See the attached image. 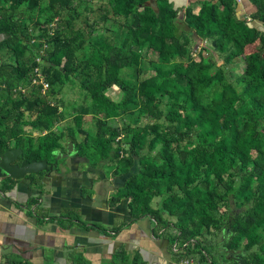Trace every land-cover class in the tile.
<instances>
[{
    "label": "trees",
    "instance_id": "trees-1",
    "mask_svg": "<svg viewBox=\"0 0 264 264\" xmlns=\"http://www.w3.org/2000/svg\"><path fill=\"white\" fill-rule=\"evenodd\" d=\"M195 1L198 12L188 7L181 15L182 8L174 7L168 0H108L110 13L124 21L115 26L112 43L101 41L98 46L88 47L77 43L80 33L71 30L79 17L68 9L72 0H0L2 151L21 149L27 161L48 163L54 162L57 153L64 154L69 144L64 147V132L54 129L60 112L46 97H54L69 84L78 85L93 102L103 106V119L127 116L137 121L142 114L151 120L164 117L168 123L165 132L158 133L153 125H125L113 129L112 135L103 136L82 127L88 110L73 113L70 156L101 164L105 178L117 167L122 174L130 173L144 158L143 148L152 132L158 135L150 146L164 145L165 153L156 150L152 169L138 168L132 172L108 199L111 208L122 199L127 200L126 222L108 228L86 222L66 210L59 216H45L36 207L37 199H28L24 205L26 215L39 226L62 220L69 226L116 238L131 224L149 218L157 229L177 231L168 238L171 246H178L176 252L171 249L173 264L190 255L199 256L198 264H224L209 261L213 247L202 241V235L209 230L223 234L222 247L230 253L225 261L264 264V29L252 28L239 17L237 0ZM241 2L251 22L264 27V0ZM26 12L33 13L35 33L29 31V20L16 23ZM56 18L58 23L51 29L49 25ZM101 19L109 23L105 16ZM255 39L258 48L246 55V48ZM211 40L226 47L222 65L196 62L192 57L193 45ZM142 51L146 56H155L146 61L152 75L140 80L138 70L137 75L124 76L121 64L129 61L133 53ZM24 54L30 57L28 64L18 60ZM77 54L86 58L79 60ZM38 57L49 85L45 94L39 85H31ZM183 60L186 67L179 72L173 65ZM240 63L243 69L235 73L231 67ZM111 87L129 95L114 101L107 94ZM18 88L24 89V93L14 91ZM229 88L233 97L226 94ZM24 126L41 135L26 136ZM191 133L195 139L190 138ZM118 137L126 138L125 154L115 144ZM185 138L188 139L181 146ZM62 161H58L55 171H59ZM33 177L28 175L26 179ZM10 180L13 185L17 182ZM11 189L0 187L2 193ZM157 198L159 205L153 208ZM163 213L173 221L165 220ZM70 263L93 264L81 254L73 255ZM11 264L29 263L13 259ZM102 264L147 263L138 251H130L127 245L119 243L110 259Z\"/></svg>",
    "mask_w": 264,
    "mask_h": 264
},
{
    "label": "rangeland",
    "instance_id": "rangeland-1",
    "mask_svg": "<svg viewBox=\"0 0 264 264\" xmlns=\"http://www.w3.org/2000/svg\"><path fill=\"white\" fill-rule=\"evenodd\" d=\"M150 1H153V0H150ZM107 2H108V0H72L68 9H70V11L74 10L79 15L77 22H75V24H73L72 28H71L72 31L80 33V36L77 40V43H80V42L84 43L85 45H88V47L90 45L91 46H98V45H100L101 41H106L108 43H112V33H114L113 30H114V28H116L115 26H117L118 24L121 25L123 23L124 19L119 17L117 14L110 13V10L107 9ZM171 4L175 7H179V5H176L174 2H172ZM239 6H238V10L240 9ZM0 10H1V8H0ZM181 15H184V12H181ZM103 16H105V18L109 21V23H105L101 19ZM239 17L243 20H246L248 26H250L252 28L255 27L259 30L264 29L262 24L254 22V21L251 22L249 17H248L249 20H247L246 17H242V16H239ZM33 18H34L33 13L26 12L22 16H19L17 18L18 20L16 23L19 24L21 22V20H26V21L29 20L30 21V22H28L29 23L28 24L29 25V31H32L33 33H35V32H37V29L32 22ZM178 18L182 19V16H180ZM64 21L62 22V25H61L63 27L62 33H64V30H65L64 29L65 28ZM214 42L215 41L211 40V41H208L206 44H204V47L206 49H204L198 56H196L193 59L196 62L202 61L203 63H215L218 66L222 65V63H223L222 57L224 55V52L226 51V47H224L223 45H221L219 43L214 44ZM1 43L2 42H0V44ZM258 44H259L258 40L255 39L253 44L246 48L245 54L248 55L249 53H252L254 50H256L258 48ZM194 46L195 45H193V47ZM189 47L192 48L191 43L189 44ZM77 58L79 60H81V59H84L86 57L83 56V54H77ZM4 59H6V56ZM29 59H30V57L28 56V54H24V56H22L18 60H19V62L24 61V63L28 64ZM154 59H155L154 55L146 56L144 51H142L140 54L133 53L132 58L129 61L125 60V62H123L121 64L123 66V69H122L123 75L125 76L126 74H129V73L134 75V74H136V71L140 70L138 72L139 73L138 74L139 79L143 80L145 78H148L149 76L152 75V72L147 70L148 69L147 68L148 62H146V61H152ZM185 63H186L185 60L177 61V62H174L173 66L177 71L182 72V71H184V68L186 67ZM243 66L244 65L242 63H240L238 65L234 64V66L231 67V69L235 73H240L243 69ZM85 93L86 92L82 91L78 87V85L69 84V85H64V87H62L54 97H51L50 95H47V97H46L47 101L50 104L55 105L59 109L60 115L58 116V121L56 122L54 129L57 132H60V129L64 132V135H65V139L63 141L64 147H66V145H68V144L71 145V143L73 142V140H71V138L74 137V135H73L74 126H73V122H72L71 117L74 115L73 113H76L77 110L81 111L83 109L88 110L89 114H88V116H86L84 118L82 127L85 130L90 131L92 133L99 132L103 136L112 135L113 129H115V128L120 129V128H123L125 125H129V126L135 125L137 127H143L144 125H153V126L157 127L158 133L165 132L167 130L166 124H168V123L166 122L164 117L159 118V119H155V120H151L150 118L145 117L144 115L141 114L140 118L137 121H133L131 118H128L127 116H121L119 118L109 119V120L103 119L101 116L103 106L101 104H97L96 102H93L89 96L85 95ZM107 94L114 101H118L119 99L122 100L124 97H127L129 95V94H123L116 87H111L108 90ZM226 94L228 96L233 97L234 93L229 88L228 90H226ZM162 109L164 111L166 110L165 100H162ZM23 129L25 131L26 136L37 137V136L41 135V133L38 130L31 129L29 126H24ZM157 132H155V133L152 132V134L148 137L146 144L144 145V148H143V154L145 156L143 159H141L138 162V165H135V167L133 168V170L130 173L122 174V172H121L122 169L117 167L114 171H112L110 173L109 178H107V179H109L108 181H106L107 179L106 180L105 179L99 180L98 176L95 174V172H97V169H95V167L101 168V166H100L101 164L97 166L96 164H90L87 160H83V161L81 160V161H77L74 163V165L78 166V169H77V172H73V174H75L79 177L81 171L84 172V171H86V169L91 167V168H93V170L95 172L93 171L89 174L86 173V176L91 179V184H94V187L92 188V189H94V192H96V193L101 192L102 186H105V185H109L110 188L111 187L115 188V189L117 187L120 188L122 186V184L124 183L125 179L129 175H131L132 172L137 170L138 168L143 169L144 171H149L152 169V167H153L152 157L154 156L156 150L160 149L163 152V154L165 153V146L164 145H154L153 147L150 146L153 144L152 143L153 139L156 137V135H158V134H156ZM189 136L191 139H195L194 133H191ZM79 139H81V137H79ZM79 139H77V141H80ZM117 139L119 140V142L118 143L115 142V144H118L121 151L123 152V154H125L124 151L126 150V147H125V139L126 138L125 137H123V138L118 137ZM187 139L188 138H185L180 143V145L181 146L185 145ZM65 153H67V150L65 151ZM253 155H254V153H253ZM67 157H69V156H67ZM66 158H62V159H66ZM62 159H60V161ZM84 161L88 162V163H86V165H85ZM65 163L68 166H70V162L65 161ZM59 165H60V163H59ZM91 168H90V171H91ZM100 168H98L99 171H100ZM55 169H54V173L56 172ZM43 174L41 175V177L38 181L39 183H43V178H44ZM215 174L219 175V172L216 168H215ZM36 177H38V176H36ZM10 179L11 178L4 176V174L1 173L0 187H5V186L13 187L14 185L12 183V180H10ZM229 179H235V178H233L232 176H229ZM7 195H8L7 198H10V196H9L10 193ZM21 199H22L21 204L24 205L25 202H23V200L26 199V194H24ZM97 201H99V200L97 199ZM18 204H20V202ZM158 205H159V199L157 198L154 200L152 207L157 208ZM21 210H23V212L25 214L27 211V208L21 209ZM163 217L167 221H173V218L166 215V214H164ZM32 223L34 225L36 223V221H33ZM158 230H159V232H158ZM158 230H156V232L154 233V239L156 240L155 244H156L157 248L158 247L161 248L163 244L167 245L166 246L167 250H168L167 254L169 255V254H171V249L173 246H171V243H172L171 241L169 242V244L167 243L165 237L167 235L169 237H172L177 233V231L169 228V230H167V232H165V230H163L162 233H160L159 228H158ZM124 234H125V232L123 231L116 238L102 237V235L97 236L98 239L96 240V243H94V244H98V245H96L97 247H100V248L102 247L101 252L99 254L95 253L93 255H90L89 258H86V260L89 263L102 264L104 260L110 259L111 254L117 248V245L119 243L124 244V242H127ZM161 234H163V236H159ZM157 237H158V239H156ZM202 241H203V244H205L206 246L213 247V249L210 250V252L208 254L209 261H216L218 263H224V264H232L231 262L224 260V259L229 258L230 253H227L225 251V249L222 247V243H223L222 242L223 241V234L222 233H216L213 230H209L208 232H205L202 235ZM133 245L128 244L127 247H129V246L134 247ZM85 246L80 247V248H83L82 251H80L81 249L76 250L75 247L74 248L68 247V248H66L65 252L63 253V255L59 259L53 257L52 253L49 249H47L43 252V255L41 256V258L34 257V256H38V253L36 251H34L35 252L34 256L32 254H30L29 258H26V257L23 258L19 254H13L12 255L11 253L8 252V249H5L7 251L4 252L5 254H3V257L0 259V264H11L13 259L18 261V262L23 260L25 262H28L29 264H70V256L76 255V254L83 255V253L85 252V250H84ZM130 251L134 252V251H136V249H132ZM100 254L103 255V258H102V255H100ZM169 257L171 258V256L169 255L167 257V259H163V260L160 258V262H158V263H162V264H164V263L166 264L167 262L169 263V261H168ZM198 258H199V256H197V255H190L185 260H187L188 262H192V264H198ZM97 259H99V260L101 259V260L99 261ZM172 262H173V260L171 258V264H172ZM158 263L156 261L153 262V264H158Z\"/></svg>",
    "mask_w": 264,
    "mask_h": 264
},
{
    "label": "crops",
    "instance_id": "crops-1",
    "mask_svg": "<svg viewBox=\"0 0 264 264\" xmlns=\"http://www.w3.org/2000/svg\"><path fill=\"white\" fill-rule=\"evenodd\" d=\"M168 1L179 5L177 8L185 9L189 7L194 13H197L199 9V5L195 0ZM239 5V16H247L241 0ZM81 160L83 161L86 159L78 155L69 156L64 159V162H70V166H68L69 173L65 174L63 171H56L54 173V170L52 172H46L44 173L43 183H39L40 177H36L35 175L33 179L18 180L10 191L7 193L5 192V194L0 193V259L3 257V254H5L4 252L7 251L5 249H8V252L12 255L19 254L23 258H29L30 254L34 256V251L38 253V256L34 257L41 258L43 252L49 249L52 256L59 259L66 248L75 247L76 250L81 249L80 251H82L83 248L80 247L85 245V252L83 253L85 258H89L90 255L95 253L99 254L101 252L102 247H97L96 245L98 244H94L98 239L97 236L101 235L96 231H84L75 225L69 226L66 221L62 220L54 223H44L42 226L35 223L34 226L32 222L35 220L27 217V212L24 214L23 210H21L26 209V206H24L25 204L23 205L24 207H22L21 204V198L24 194H26V199L23 200L25 203L28 199L38 198L36 207L41 209V212L45 216H59L66 210L71 215L78 214L81 219L86 222L100 223L108 228L113 227V225L117 226L129 219L127 200L122 199L119 204L112 208L107 206L108 199L114 194L118 187L115 189L112 187L110 188L109 185H105L102 186L101 192L96 193L94 189H92L94 184H91V179L86 176V173L89 174L94 171L93 168L89 167L86 171H81L79 177L73 174V172H77L78 169V166L74 165V163ZM84 163L86 165L88 162L84 161ZM96 165L98 166L100 164ZM98 168L100 167H95L97 172H94L99 180H106L109 178L110 174L107 178L104 177L102 166L100 171ZM108 180L109 179L106 181ZM9 193L10 198H7V194ZM97 199L99 201H97ZM12 201L20 202V208H16L12 204ZM156 230L158 229L155 228V225L149 218L137 221L123 230L127 240V242H124V245L134 244V247H128L129 250L136 249L141 255L142 260L148 264H153L155 261L158 263L160 262V258L162 260L167 259L170 255L167 254V245L163 244L161 248H157L155 244L156 240L154 239V233ZM167 230H165V232H167ZM160 233H162V230H160ZM159 236H163V234ZM102 237L105 236L102 235ZM168 238L169 236L167 235L165 239L169 244ZM156 239H158V237ZM72 256L73 255L70 256V259ZM168 261L169 263L167 262L166 264H171L170 257Z\"/></svg>",
    "mask_w": 264,
    "mask_h": 264
},
{
    "label": "water",
    "instance_id": "water-1",
    "mask_svg": "<svg viewBox=\"0 0 264 264\" xmlns=\"http://www.w3.org/2000/svg\"><path fill=\"white\" fill-rule=\"evenodd\" d=\"M72 145H69L67 153H57L53 163H48L46 160L42 161H26L12 164L23 153L21 149H9L2 151L0 149V172L13 180L25 179L28 175H38L41 172H52L57 166L61 158H66L71 155Z\"/></svg>",
    "mask_w": 264,
    "mask_h": 264
},
{
    "label": "built area",
    "instance_id": "built-area-1",
    "mask_svg": "<svg viewBox=\"0 0 264 264\" xmlns=\"http://www.w3.org/2000/svg\"><path fill=\"white\" fill-rule=\"evenodd\" d=\"M238 3H240V0H237ZM181 12H185V9H181ZM242 17H246L247 20H249L248 16L246 15H242ZM58 23V18L54 19L53 22L50 24V28L54 29L56 27ZM53 31H50V34H52ZM207 41H201L200 43H198L197 45H195L192 49V57L195 58L196 56H198L204 49H206L204 47V44H206ZM215 44V42H214ZM45 48V46H44ZM41 55H44V50H41ZM35 62L37 63V66H35L32 69V77H31V85L35 86V85H39L41 87V93L45 94L49 88V85L45 79V75L42 72V68L40 67L39 64L42 63V60L38 57L35 59ZM14 91H20L22 93H24V89H15ZM43 134H45V131L43 132ZM172 250L173 251H178V246L177 243H174V245H172ZM178 264H192V262H188L187 260H182L180 261Z\"/></svg>",
    "mask_w": 264,
    "mask_h": 264
},
{
    "label": "flooded vegetation",
    "instance_id": "flooded-vegetation-1",
    "mask_svg": "<svg viewBox=\"0 0 264 264\" xmlns=\"http://www.w3.org/2000/svg\"><path fill=\"white\" fill-rule=\"evenodd\" d=\"M3 39V35L2 34H0V42H1V40ZM11 149H13V148H11ZM17 149V148H16ZM23 160H26L25 158H23V154L20 156V157H18V159L16 160V161H14L12 164H18V163H20L21 161H23ZM27 161V160H26ZM65 162L64 161H62L61 163H60V165H59V171H63L65 174L66 173H69V168H68V165L67 164H64ZM64 164V165H63ZM62 167V168H61ZM26 179V178H25ZM0 193H2V192H0ZM7 193V192H6ZM2 194H5V193H2ZM38 199V198H37ZM27 201V200H26ZM12 204L16 207V208H18L17 206L19 205V206H21L20 204H18L17 202H13L12 201ZM22 207H24L23 205H22Z\"/></svg>",
    "mask_w": 264,
    "mask_h": 264
}]
</instances>
